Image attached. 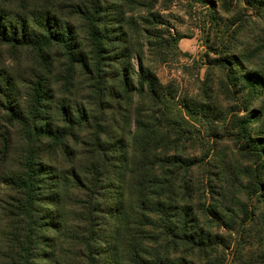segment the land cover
<instances>
[{
	"label": "trees",
	"instance_id": "obj_1",
	"mask_svg": "<svg viewBox=\"0 0 264 264\" xmlns=\"http://www.w3.org/2000/svg\"><path fill=\"white\" fill-rule=\"evenodd\" d=\"M38 1L41 0H0V43L18 45L39 56H45L56 46L65 52L69 61L77 56L86 61L84 67L88 70L87 59H90L95 69L94 80L98 81L97 72L103 65L99 60L105 49L103 43L117 42L119 47L112 52L117 66L111 67L115 82L124 92L136 90L152 100L159 99L162 85L155 73L143 65L141 55L135 56L137 71L133 73L137 85L123 73L127 71L124 63L131 59V51L123 46L127 34L120 31L125 21L118 12L120 5L107 7L102 15L105 23L109 22L108 31L100 30L94 23L101 10L99 4L86 12L91 49L83 57L77 52L72 26L57 17L50 0ZM239 1L264 9V0ZM232 34V31L227 34L228 41ZM262 52L264 39L241 54L227 52L231 58L216 60L217 67L225 71V86L232 99L233 94L247 90L246 103L260 100L256 108L249 109L246 103L239 106L229 119V127L236 129L232 137L239 143V149L255 157L247 187L250 198L253 194L264 197V61L258 57ZM11 78L0 69V97L5 98L7 123L19 125L27 148L21 171L10 181L15 183L19 198L18 212L12 218L16 226L7 233L13 243L11 252L5 254L8 264H43V261L46 264H229L224 262L229 254L234 258L232 264H264V232H258L253 224L254 208L244 210L242 219L235 223L237 216L226 205H219L222 206L219 212L195 202L188 168L183 170L176 161L168 160L153 140L155 130L147 128L143 121L136 122L141 131L132 137V143L120 138L117 153L116 144L114 150L108 149L102 143V135L106 134L94 127L92 144L95 147L87 154L86 166H79L77 170L57 172L50 164L37 161L40 160L37 144L43 139L53 143L54 153L58 148L69 155L72 148L65 138L75 134L48 123L44 115L40 116L44 123H35L42 103L49 97L41 77L30 87L32 117L21 115L12 104L18 90ZM241 109L247 113L239 115ZM62 110L63 121L67 125L77 124L81 130L85 123L95 120L93 113L88 115L79 110L74 113L64 106ZM252 122L259 124L256 136L248 129ZM6 131L9 135L10 130ZM5 141L8 147V138ZM100 150L104 151L103 156ZM113 152L116 158L108 166L110 161L104 156L108 158ZM221 177L218 172L220 181ZM223 185L224 182L216 193L221 200L228 189ZM211 187L210 184L205 189ZM209 193L213 197L212 189ZM228 211L233 219L227 216ZM213 227L216 233H212ZM218 231L236 236L232 249L233 242ZM244 245L253 249L251 254L243 255Z\"/></svg>",
	"mask_w": 264,
	"mask_h": 264
},
{
	"label": "rangeland",
	"instance_id": "obj_2",
	"mask_svg": "<svg viewBox=\"0 0 264 264\" xmlns=\"http://www.w3.org/2000/svg\"><path fill=\"white\" fill-rule=\"evenodd\" d=\"M151 1L50 0V3L57 17L72 26L77 52L83 57L85 54L88 56L91 49L86 12L99 4L101 10L94 23L100 30L104 28L108 31L109 22L105 23L102 15L107 7L120 5L118 12L121 18H125L120 31L127 34L123 46L131 51V59L124 63L127 71L123 73H127L136 86L137 79L133 73L137 71L135 56L141 55L143 65L155 73L162 85V95L158 100H152L136 90L124 92L115 82L111 67L117 66L112 53L119 47L117 42L104 40L103 57L99 59L103 65L97 72L98 81L94 80L95 69L90 59H87L88 70L84 67L86 61L79 56L69 61L65 52L56 46L45 56H39L30 49L0 43V69L10 74L18 90L13 106L21 115L32 117L30 87L41 77L49 97L42 103L35 123H44L40 118L44 115L48 123L70 129L71 134H75L70 139L65 138L72 148L69 155L58 148L54 153L53 143L47 138L43 139L37 144L40 158L37 161L43 165L50 164L57 172L77 170L79 166H86L87 154L95 147L92 144L94 127L106 134L102 135V143L108 149L114 150L116 144L117 153L120 138L128 144L130 141L132 143V137L141 131L136 122L143 121L147 128L155 130L153 140L168 160L173 159L183 170L188 168L195 202L219 212H222L219 205H226L225 208L237 216L235 223L242 219L244 210L254 208L253 224L262 233L264 197L253 194L250 198L247 193L249 173L255 157L239 149V143L232 137L236 129L229 127L231 114L239 106H244L248 93L243 90L233 94L234 99L231 98L225 86V71L217 67L216 60L228 58L227 52L241 54L264 39V9H255L239 0H157L154 4ZM38 2L47 3L48 0ZM230 31L233 34L228 41L226 37ZM258 57L259 61H264V52ZM102 77L105 81H102ZM118 79H122V76ZM259 102L258 99L246 104L251 109L258 107ZM5 106V98L0 97V264H8L5 254L11 252L13 243L7 233L16 226L12 218L18 212L17 189L15 183L10 181L21 171L27 148L19 125L7 123ZM62 106L74 113L76 110L88 115L93 113L95 120L81 126L82 130L77 124L67 125L61 116ZM245 113L241 109L239 115ZM258 127V123L249 124L252 136L258 135ZM103 152L100 150V155ZM104 157L110 161V166L116 154L113 152L108 158ZM185 163L189 165L185 166ZM218 172L222 175V181L218 179ZM223 182L228 189L221 200L217 192ZM210 184L212 187L205 189ZM210 189L214 192L213 197ZM226 214L233 219L230 211ZM211 231L216 233L215 227ZM218 232L233 242L232 249L236 236ZM244 246L243 255L251 254V249ZM233 261L232 254H229L224 262L232 264Z\"/></svg>",
	"mask_w": 264,
	"mask_h": 264
}]
</instances>
